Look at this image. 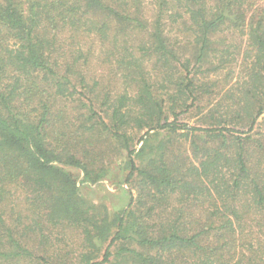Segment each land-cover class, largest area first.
Here are the masks:
<instances>
[{"label": "trees", "instance_id": "obj_1", "mask_svg": "<svg viewBox=\"0 0 264 264\" xmlns=\"http://www.w3.org/2000/svg\"><path fill=\"white\" fill-rule=\"evenodd\" d=\"M262 116L264 0H0V264H264Z\"/></svg>", "mask_w": 264, "mask_h": 264}, {"label": "rangeland", "instance_id": "obj_2", "mask_svg": "<svg viewBox=\"0 0 264 264\" xmlns=\"http://www.w3.org/2000/svg\"><path fill=\"white\" fill-rule=\"evenodd\" d=\"M101 69V67H99ZM182 121L185 123H197L193 115L187 114L182 116ZM259 129L264 131V116L259 120ZM138 145L137 148H140ZM121 158H115L111 165V174L108 178L97 184L81 182L83 174L76 168L70 169L79 180L80 192L88 199L95 203H105L113 210H122L128 206L130 195L136 194L135 190H131V185L125 183L124 174L121 172L119 164Z\"/></svg>", "mask_w": 264, "mask_h": 264}]
</instances>
